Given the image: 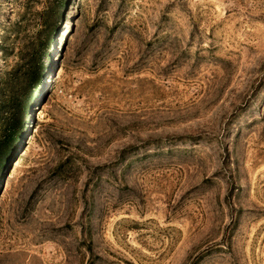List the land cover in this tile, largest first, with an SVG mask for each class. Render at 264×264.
I'll list each match as a JSON object with an SVG mask.
<instances>
[{"label": "rangeland", "instance_id": "374dc122", "mask_svg": "<svg viewBox=\"0 0 264 264\" xmlns=\"http://www.w3.org/2000/svg\"><path fill=\"white\" fill-rule=\"evenodd\" d=\"M54 12L0 264H264V0H0V70Z\"/></svg>", "mask_w": 264, "mask_h": 264}, {"label": "trees", "instance_id": "16d2710c", "mask_svg": "<svg viewBox=\"0 0 264 264\" xmlns=\"http://www.w3.org/2000/svg\"><path fill=\"white\" fill-rule=\"evenodd\" d=\"M54 13L51 14L53 19L50 24L44 14L39 15L46 34L42 35L43 31L37 33L31 42L19 49L13 65L0 70V165L12 158V150L23 131L29 101L41 87L43 62L54 33L53 23L60 16L59 12ZM18 23L9 24L6 29H10V25L19 28ZM5 40L4 32L0 44Z\"/></svg>", "mask_w": 264, "mask_h": 264}]
</instances>
